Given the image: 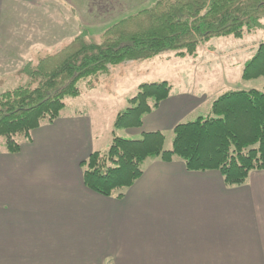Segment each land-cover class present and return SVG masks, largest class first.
I'll return each instance as SVG.
<instances>
[{
	"label": "crops",
	"instance_id": "0c3cea01",
	"mask_svg": "<svg viewBox=\"0 0 264 264\" xmlns=\"http://www.w3.org/2000/svg\"><path fill=\"white\" fill-rule=\"evenodd\" d=\"M85 1L114 14L110 22L154 0H131L128 9L123 0ZM209 101L204 90L171 92L140 127L118 130L133 137L126 139L156 131L172 136ZM120 112L76 107L33 130L19 152L0 151V264H264V170L228 187L219 171L155 158L121 196L85 185L84 163L102 151L100 121L109 120V149Z\"/></svg>",
	"mask_w": 264,
	"mask_h": 264
},
{
	"label": "trees",
	"instance_id": "16d2710c",
	"mask_svg": "<svg viewBox=\"0 0 264 264\" xmlns=\"http://www.w3.org/2000/svg\"><path fill=\"white\" fill-rule=\"evenodd\" d=\"M263 18L264 0H158L118 20L98 42L71 43L40 61L48 65L26 70L31 77L36 72L41 75L36 88L21 86L1 94L2 150L19 152L33 130L59 118L67 105L65 96L79 94L81 80L162 53L175 51L184 57L212 38H240L246 31L260 29ZM248 71L254 75L248 76ZM243 76H264V46L248 62ZM170 94L167 82L140 85L129 100L131 107L117 115L115 131L140 127L143 117ZM210 113L177 124L170 149L165 148L167 137L161 131L138 139L115 135L105 154L93 152L85 161V185L105 197L121 196L142 175L145 162L155 158L180 159L190 171H219L228 187L245 184L251 172L264 170V92H226L214 101ZM16 135L25 139L18 141Z\"/></svg>",
	"mask_w": 264,
	"mask_h": 264
},
{
	"label": "rangeland",
	"instance_id": "374dc122",
	"mask_svg": "<svg viewBox=\"0 0 264 264\" xmlns=\"http://www.w3.org/2000/svg\"><path fill=\"white\" fill-rule=\"evenodd\" d=\"M82 1L0 0V96L3 92L21 86L36 88L40 84L41 75L36 72L31 77L27 74V69L32 72L40 63L47 64L40 61L64 50L71 43L78 44L79 39L87 42L100 41L105 31L118 20L145 9L143 7L128 11L115 21L109 22L107 20L112 19L114 14L104 16V6L101 8L99 4L86 5V1ZM123 1V6L127 9L131 7V0ZM100 8L99 19L95 20ZM261 23L263 26L260 29L246 31L240 38L226 36L203 41L196 46L194 52H187L184 57L175 51L162 53L153 57L154 59L151 58L152 60L122 63L112 66L108 73L81 80L79 86L77 85L80 93L75 97L65 96L68 106L62 110V114H71L76 107L85 110L89 104H96L109 116L114 108L124 111L131 107L129 100L137 95L143 83L167 82L172 93L184 90L194 95L201 90L210 93L208 105L190 114L184 122L194 121L200 116L209 117L210 104L213 105L227 90H242V87L264 90V76L248 79L243 76L248 62L264 46V18ZM252 75L254 73L248 71V76ZM112 94L115 98L111 97ZM151 104L153 106L154 103L151 101ZM103 122L105 125L102 129L103 142L100 150L105 154L109 150L105 143L109 137L107 117L100 121L101 124ZM164 133L167 137L165 148L170 149L173 136L168 131ZM115 135L133 138L120 130ZM15 139L21 141L25 137L16 135ZM2 148L3 145L0 144V151Z\"/></svg>",
	"mask_w": 264,
	"mask_h": 264
}]
</instances>
